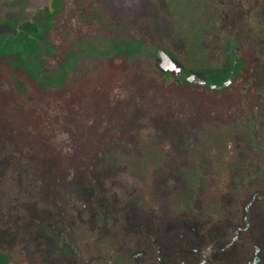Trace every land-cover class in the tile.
Wrapping results in <instances>:
<instances>
[{
    "label": "rangeland",
    "instance_id": "374dc122",
    "mask_svg": "<svg viewBox=\"0 0 264 264\" xmlns=\"http://www.w3.org/2000/svg\"><path fill=\"white\" fill-rule=\"evenodd\" d=\"M52 4L6 53L46 87L0 66V264H264V0Z\"/></svg>",
    "mask_w": 264,
    "mask_h": 264
},
{
    "label": "water",
    "instance_id": "95a60500",
    "mask_svg": "<svg viewBox=\"0 0 264 264\" xmlns=\"http://www.w3.org/2000/svg\"><path fill=\"white\" fill-rule=\"evenodd\" d=\"M41 0H0V47L9 36H15L18 25L29 20L33 14L29 8L39 7ZM154 66L161 73H168L173 77H181L185 70V65L174 55L170 54L165 48L159 47L154 55ZM210 72L207 70L187 69V74L183 81L187 84L205 86L212 90L226 88L232 81L227 77L218 83L208 81Z\"/></svg>",
    "mask_w": 264,
    "mask_h": 264
},
{
    "label": "trees",
    "instance_id": "16d2710c",
    "mask_svg": "<svg viewBox=\"0 0 264 264\" xmlns=\"http://www.w3.org/2000/svg\"><path fill=\"white\" fill-rule=\"evenodd\" d=\"M53 2V0H52ZM52 2L49 5H46L44 8H41L38 12H36L29 20L23 21L18 25V30L16 33L15 37H9L6 39L4 45L0 48V66L3 65H9V67L15 71H19L22 73H26L29 75L30 78L35 79L38 86L40 88L46 87V84H48L49 78L45 77V80H39L38 78L34 77L32 74L27 73V70L24 66H20L16 61L11 60L9 63L7 61V50L11 47V45L14 44H21L27 48H31L32 44L35 43L37 40L42 42V30L45 27V29L50 25V19L52 20L55 14L57 13V8L52 4ZM45 12V14H44ZM44 44V49L45 52L49 53L50 49L48 44L45 42ZM141 50L143 46L139 47ZM135 48L132 43H127L125 46L122 47L121 44L115 43L114 44V49L117 52V55L120 57V55L127 54L129 57L133 56L134 54L140 53V49ZM145 48V47H144ZM145 50H148L145 48ZM144 51V50H143ZM149 53V52H148ZM142 54V53H141ZM155 55V51L152 54V56ZM230 64L227 63L225 67L221 70H216V71H210L208 78L212 79L214 77L219 79V73L220 72H225L228 69V66ZM153 69V67H152ZM153 71L160 75L161 79L166 82V81H171L175 82L176 84H181L189 87H198L200 89H208V84H206L203 87L196 86V85H191L187 84L183 81V77H173L168 73H161L158 72L156 69H153ZM45 81V83L43 82ZM211 81V80H210ZM210 91V90H209ZM215 94L220 93L221 91H211ZM70 173V170L69 172ZM69 175V174H68Z\"/></svg>",
    "mask_w": 264,
    "mask_h": 264
},
{
    "label": "flooded vegetation",
    "instance_id": "af4514ba",
    "mask_svg": "<svg viewBox=\"0 0 264 264\" xmlns=\"http://www.w3.org/2000/svg\"><path fill=\"white\" fill-rule=\"evenodd\" d=\"M44 7H45V5H44L43 7H41V8H44ZM41 8H40V9H41ZM40 9H39V10H40ZM39 10H37L36 12H38ZM36 12H35V13H36ZM35 13H34V14H35ZM34 14H33V15H34ZM44 14H45V12H44ZM227 77H228L227 72H220V73H219V79H220V81H221L222 79L227 78ZM207 80L209 81L210 78H208Z\"/></svg>",
    "mask_w": 264,
    "mask_h": 264
}]
</instances>
